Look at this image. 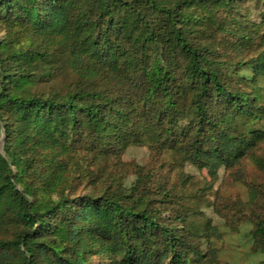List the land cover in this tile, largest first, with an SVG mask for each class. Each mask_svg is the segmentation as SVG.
I'll return each instance as SVG.
<instances>
[{
    "label": "trees",
    "instance_id": "16d2710c",
    "mask_svg": "<svg viewBox=\"0 0 264 264\" xmlns=\"http://www.w3.org/2000/svg\"><path fill=\"white\" fill-rule=\"evenodd\" d=\"M247 2L0 0V264H230L168 160L264 173V12ZM67 69V88L33 89ZM140 146L146 164L123 160Z\"/></svg>",
    "mask_w": 264,
    "mask_h": 264
},
{
    "label": "rangeland",
    "instance_id": "374dc122",
    "mask_svg": "<svg viewBox=\"0 0 264 264\" xmlns=\"http://www.w3.org/2000/svg\"><path fill=\"white\" fill-rule=\"evenodd\" d=\"M263 12L264 8L260 3L248 0L242 14L248 21L260 23ZM3 35L4 32L0 31V40ZM49 79L50 81H47V77L44 76L33 89L41 91H48L50 88L65 89L73 84L76 78L67 69ZM0 151L2 152L1 142ZM257 154L264 158V142L259 144ZM149 158L150 154L145 146L130 147L123 155L124 161L141 165L146 164ZM168 161L174 165L175 170L172 173L174 181L178 182L181 190L190 197L188 204L194 205L196 209L194 219L198 221L206 217L217 228L219 235L213 243L218 260L230 264H254L258 256L252 253L250 247L248 231L252 224L248 207L254 201L259 202V206L263 205L260 200L264 195L259 194V190L264 187V173L248 159L243 160L233 170L220 167L213 173L205 169L198 170L187 163L182 165L175 157ZM5 231L8 235L12 229ZM2 233L4 229H0V236H3Z\"/></svg>",
    "mask_w": 264,
    "mask_h": 264
}]
</instances>
